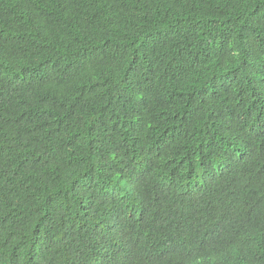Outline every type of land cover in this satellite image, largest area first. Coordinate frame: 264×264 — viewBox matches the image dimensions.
Returning a JSON list of instances; mask_svg holds the SVG:
<instances>
[{
    "label": "trees",
    "instance_id": "obj_1",
    "mask_svg": "<svg viewBox=\"0 0 264 264\" xmlns=\"http://www.w3.org/2000/svg\"><path fill=\"white\" fill-rule=\"evenodd\" d=\"M0 264H264V0H0Z\"/></svg>",
    "mask_w": 264,
    "mask_h": 264
}]
</instances>
